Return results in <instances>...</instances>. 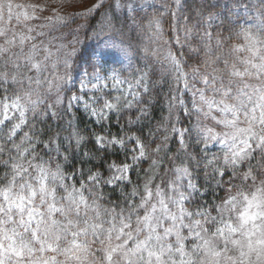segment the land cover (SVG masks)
Here are the masks:
<instances>
[{"label": "snow or ice", "instance_id": "6c2138e0", "mask_svg": "<svg viewBox=\"0 0 264 264\" xmlns=\"http://www.w3.org/2000/svg\"><path fill=\"white\" fill-rule=\"evenodd\" d=\"M108 7L88 38L127 65L109 75L89 63L91 88L81 80L73 94L79 28L67 43L38 41L68 18L0 0V264H264V22L243 27L219 0ZM165 86L166 114L145 135L136 126L151 123ZM80 104L99 132L68 118ZM88 143L82 155L100 163L85 176L75 152Z\"/></svg>", "mask_w": 264, "mask_h": 264}, {"label": "trees", "instance_id": "16d2710c", "mask_svg": "<svg viewBox=\"0 0 264 264\" xmlns=\"http://www.w3.org/2000/svg\"><path fill=\"white\" fill-rule=\"evenodd\" d=\"M213 2V0H211ZM110 3V0H106L105 2V7L99 9L93 17H88V16H73L71 19L66 21L67 27H62L60 28L59 31H56V44H59L61 41L57 38H59L62 33L65 35L64 43H67L68 40H71L72 37L70 35H67L69 32L74 31L79 28V36L82 41V43L78 46V52L77 55L79 56V62L75 64V68L77 71H74L72 73L74 82H75V87L73 88V94H75L80 88H81V83L79 78H84L86 80L90 79V76L87 75V69H88V64H100L104 63L105 66L107 64V60L109 57H107V53H105L106 50H108L107 46L104 45L102 39H89L88 37L92 34V29L93 28H98L100 22L104 19L105 15H107L109 18L112 17L113 14V9L108 7V4ZM152 3H157L156 0H154ZM158 6V4H157ZM126 11V10H125ZM148 11H151V8L148 9ZM143 14V13H142ZM116 16L117 20L116 23H120V21L123 19V16L121 15L120 11H116ZM146 23V21H145ZM82 26V27H81ZM246 26V25H245ZM127 65L124 64L123 67ZM108 69L112 68V65L106 66ZM118 67V66H117ZM56 71H63V68L61 65L57 66ZM167 92V87L165 86L164 92L161 93V102L157 103L154 109L150 110V121L151 123L149 124L148 120L143 121L141 124L137 125L136 127L142 128L143 132L145 135H147L148 128L149 127H154L156 123L160 120L161 116L166 114L164 111L165 109V104L163 102V96ZM67 95V93H66ZM83 95V93H81ZM190 98V94H189ZM73 120V123L76 124L79 129L85 133V134H91L95 132H99L101 130V126L96 123L95 119L89 115L88 112L83 110L81 107L73 108L72 112L69 113V117ZM59 122L55 120L49 121V124L52 125L53 129H55L56 125ZM41 127H46L42 125ZM106 127L113 133L116 134L118 131H120L119 126L115 123V120L112 121L111 124L106 125ZM139 134V133H138ZM67 135V133H65ZM169 147H172L173 149L175 146L170 143ZM94 151L93 146L91 143H88L86 146L81 147L80 149L76 150L75 152V167L77 169L83 167L85 169V176L87 175V169L93 168L94 165H98L100 163L99 159H94L90 163L87 162V158L82 155L84 152H90ZM110 159L115 161L118 158L119 159H124V150L119 149L116 152H110ZM85 161L84 163H81V161ZM68 165H71L73 161H68ZM146 167V166H145ZM131 178L133 182L135 183L138 179V177L134 174L131 173ZM198 183H204V177L203 174L197 178ZM142 183V181H141ZM113 186L109 185L104 189L105 195L109 196V198H112L113 201H119L121 197V189L117 188L115 192H113L112 189ZM131 185L128 186L127 191H131ZM218 195H222L219 191H217ZM207 196L208 200H214L215 197L208 195L205 193Z\"/></svg>", "mask_w": 264, "mask_h": 264}, {"label": "rangeland", "instance_id": "374dc122", "mask_svg": "<svg viewBox=\"0 0 264 264\" xmlns=\"http://www.w3.org/2000/svg\"><path fill=\"white\" fill-rule=\"evenodd\" d=\"M154 0H150L152 3ZM157 1V0H156ZM98 2V0H13V3H18V4H23V5H38L39 7H43L47 9V12L45 15H51V14H58L60 16H65L67 17V21L71 19L73 16H88V17H93L95 13L99 9H94V5ZM106 2V0H105ZM73 15V16H72ZM5 23H7L6 17H5ZM15 26V24L13 25ZM47 31V30H46ZM45 40L47 42L48 40H52V43L54 45L56 44V31H52L47 35L46 37H38L37 40ZM108 50L105 51L107 53V64L106 66L112 65V68H109V75H111L112 69L114 67H120L123 68L124 64H126L127 60L123 57V55L116 49L107 47ZM53 52H55V48L52 49ZM53 60L56 59L55 56L52 57ZM56 70H53L51 66L49 65L48 72H53ZM47 74V73H46ZM79 80H83L85 82V90L91 88V84L87 83V81L82 78H79ZM95 82V81H93ZM81 107L83 110V104L80 105H75L73 108ZM220 146L215 145L212 146V150L214 152L219 151ZM107 196V195H106ZM109 200H112V198H109Z\"/></svg>", "mask_w": 264, "mask_h": 264}, {"label": "clouds", "instance_id": "9594fccd", "mask_svg": "<svg viewBox=\"0 0 264 264\" xmlns=\"http://www.w3.org/2000/svg\"><path fill=\"white\" fill-rule=\"evenodd\" d=\"M212 3H217V0ZM15 4L18 3H14V7ZM219 9L221 13L228 14L229 19H235L233 13L238 12L244 16L245 21L251 22L242 21L243 27L256 28L264 22V0H219Z\"/></svg>", "mask_w": 264, "mask_h": 264}]
</instances>
